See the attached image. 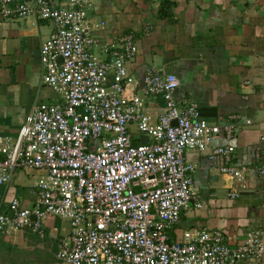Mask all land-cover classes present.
Here are the masks:
<instances>
[{
    "label": "built area",
    "instance_id": "1",
    "mask_svg": "<svg viewBox=\"0 0 264 264\" xmlns=\"http://www.w3.org/2000/svg\"><path fill=\"white\" fill-rule=\"evenodd\" d=\"M94 4L0 0V21L53 22L40 55L42 81L57 94L52 102L35 103L16 135L0 134V188L10 186L17 170L37 172L29 180L36 190L31 205L12 197L8 210L0 207V237L25 230L44 237L46 221L58 217L69 225L56 254L67 264H264V227L236 246L219 229L187 230L171 240L182 211L203 206L187 149L223 158L219 170L235 182L232 199L247 189L250 166L233 162L232 122L222 127L197 105L178 104L175 74L151 67L142 95L127 94L137 88L127 66L138 52L135 34L103 43L97 32L105 22L91 15ZM150 95L165 103L156 122L144 108L143 96ZM131 124L149 141L135 143ZM221 133L229 143L214 145ZM255 157L264 176V153Z\"/></svg>",
    "mask_w": 264,
    "mask_h": 264
},
{
    "label": "crops",
    "instance_id": "2",
    "mask_svg": "<svg viewBox=\"0 0 264 264\" xmlns=\"http://www.w3.org/2000/svg\"><path fill=\"white\" fill-rule=\"evenodd\" d=\"M165 1L168 4L161 9V0H94L91 15L105 22L97 32L103 43L135 34L138 52L127 66L137 88L130 87L127 94L142 95L145 73L154 67L178 77L174 97L180 106L195 104L210 123L222 127L234 124L230 141L235 146L233 162L250 166L247 189L238 198H230L235 182L220 172L223 158L187 149L186 161L196 166L193 189L203 206L183 210L170 238L179 240L187 230L219 229L227 243L236 246L249 231L264 227V176L257 171L255 159L257 152L264 153V0ZM53 31V22L33 17L0 21L1 135H16L35 103L57 98L42 81L40 55L42 44ZM143 97L145 112L156 122L164 112L163 99ZM232 115L236 119L232 120ZM130 130L138 133L135 124ZM142 136L133 135V141H149ZM213 143L225 145L229 140L221 133ZM32 175L21 180V196L13 183L0 188L2 210H8L12 197L27 206L33 203L36 190L29 184ZM45 226L44 237L26 230L0 237V264L32 263L29 254L36 246L42 263L62 264L56 255L58 241L69 225L51 217Z\"/></svg>",
    "mask_w": 264,
    "mask_h": 264
},
{
    "label": "rangeland",
    "instance_id": "3",
    "mask_svg": "<svg viewBox=\"0 0 264 264\" xmlns=\"http://www.w3.org/2000/svg\"><path fill=\"white\" fill-rule=\"evenodd\" d=\"M134 130V129H133ZM134 137L135 138H140V136L141 135H139L138 133H136L135 131H134ZM20 171H24V172H20ZM17 170L16 171V174H15V176H14V178H13V181H12V183H13V185H16V187L17 188H19L20 189V192H19V196H21V184H20V182H21V180H23V178H25L26 176H27V174L28 175H32V174H36L37 172L35 171V170H32V169H29V168H26V169H22V170ZM20 172V173H19ZM18 176H20V177H18ZM36 244H38V243H36ZM39 247L38 246H36L34 249H32V250H30L31 251V253L29 254V256L31 257V259H33L34 261L32 262V263H29V264H44V263H42L40 260H39V257H40V255H39V253H38V251H39ZM62 264H67V263H65V262H61Z\"/></svg>",
    "mask_w": 264,
    "mask_h": 264
},
{
    "label": "trees",
    "instance_id": "4",
    "mask_svg": "<svg viewBox=\"0 0 264 264\" xmlns=\"http://www.w3.org/2000/svg\"><path fill=\"white\" fill-rule=\"evenodd\" d=\"M166 4H168L167 1H165V0H161L160 8H161V9L164 8L163 6L166 5ZM164 9H165V8H164ZM164 9H163V10H164Z\"/></svg>",
    "mask_w": 264,
    "mask_h": 264
},
{
    "label": "water",
    "instance_id": "5",
    "mask_svg": "<svg viewBox=\"0 0 264 264\" xmlns=\"http://www.w3.org/2000/svg\"><path fill=\"white\" fill-rule=\"evenodd\" d=\"M142 137H145V136H142ZM34 218V217H33Z\"/></svg>",
    "mask_w": 264,
    "mask_h": 264
}]
</instances>
